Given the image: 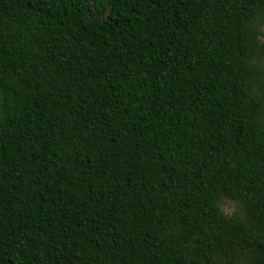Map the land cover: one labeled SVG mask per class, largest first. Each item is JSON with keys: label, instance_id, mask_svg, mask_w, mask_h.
<instances>
[{"label": "trees", "instance_id": "16d2710c", "mask_svg": "<svg viewBox=\"0 0 264 264\" xmlns=\"http://www.w3.org/2000/svg\"><path fill=\"white\" fill-rule=\"evenodd\" d=\"M262 25L264 0H0V264H264Z\"/></svg>", "mask_w": 264, "mask_h": 264}, {"label": "rangeland", "instance_id": "374dc122", "mask_svg": "<svg viewBox=\"0 0 264 264\" xmlns=\"http://www.w3.org/2000/svg\"><path fill=\"white\" fill-rule=\"evenodd\" d=\"M260 32L261 39H264V25L261 26ZM221 207L225 212L231 213L234 209V202H232L231 200H225L222 202Z\"/></svg>", "mask_w": 264, "mask_h": 264}]
</instances>
